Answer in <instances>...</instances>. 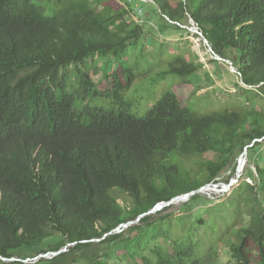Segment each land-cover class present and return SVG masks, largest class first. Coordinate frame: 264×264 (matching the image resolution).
I'll return each instance as SVG.
<instances>
[{"label":"trees","instance_id":"obj_1","mask_svg":"<svg viewBox=\"0 0 264 264\" xmlns=\"http://www.w3.org/2000/svg\"><path fill=\"white\" fill-rule=\"evenodd\" d=\"M152 5L174 25L190 19L216 57L228 60L232 53L242 84L256 88L244 90L249 102L264 96V0ZM127 14L113 0H0V257H32L69 244L67 252L35 264H77L73 251L94 240L116 241L120 234L114 230L129 221L126 216L133 220L216 182L237 149L253 153L264 146V110L208 111L197 104L199 96L183 105L172 86L163 84H190L201 63L178 54L160 68L140 70L139 63L124 61L141 30L129 28ZM95 57L105 67L116 65L109 89L93 81ZM149 73L164 89L138 117L130 112V89L142 88ZM98 99L114 106H99ZM207 152L215 159H203ZM257 162L248 180L231 190L232 226L216 227L208 257L228 247L235 264H251V243L257 264H264V163ZM139 220L147 224L149 215ZM128 229L133 233L135 227ZM145 232L148 255H131L142 264H204L190 233L173 238L162 227Z\"/></svg>","mask_w":264,"mask_h":264},{"label":"rangeland","instance_id":"obj_2","mask_svg":"<svg viewBox=\"0 0 264 264\" xmlns=\"http://www.w3.org/2000/svg\"><path fill=\"white\" fill-rule=\"evenodd\" d=\"M113 1L128 10L125 19L130 29L136 26L141 28L137 43L127 47L123 53L122 58L124 61L131 65L139 63L140 70L151 69L153 66L156 69V67L160 68L167 65L174 56L183 54L194 62L202 64L201 70L190 77V84H183L176 79H167L163 83L166 87L172 86L183 105H187L194 96H199L197 97V104L208 111L231 106L255 111L264 110V96L252 98L253 102L246 99L247 96L244 90L256 92V88L246 87L242 84L236 71L237 62L233 59V54H229L228 60L218 59L211 51L208 43L205 42L197 26L190 19L188 23L179 25H174L169 21L166 22L158 15L151 0L147 2L139 0ZM211 60H215L216 63H211ZM103 63V59L95 57V60L91 62L90 72H95L93 81L97 84V87L109 89L112 87L110 75L116 65L110 64L105 67ZM158 79L154 73H149L144 79L145 81L142 82V88H137L138 86L134 85L130 89V112L132 114L138 117L144 116L147 106L152 105L159 99L164 85ZM152 96L158 97L155 100H150L153 99ZM95 104L102 107L114 106L109 99H98ZM258 154L264 157V146L253 153L247 152L245 149L241 151L237 149L232 161L224 168L216 182L228 183L230 179L235 178V173H233L234 177L231 173L233 166L235 169L239 167L240 180L238 181L248 180L246 179L248 172L254 171ZM215 156L214 153L207 152L203 154L202 158L213 160ZM257 163L262 165L264 162L261 160ZM213 192L204 191L197 194L191 201H189V198L186 201L179 202L174 197L168 205L162 206L161 209L152 212L150 210L145 213L149 215L147 224L139 220L145 214H141L133 220H130V215H128L126 220L129 221L124 223L126 227L119 232V239L104 243H98V240H94L91 247L75 250L71 255L77 259V264H91L92 262L95 264L96 260L99 261L97 264H142L139 257L134 258L131 255L135 253L148 255L144 239V236L147 235L145 230L152 231L155 227H162L169 229L168 234L173 238L186 237L190 233L192 238L198 242L199 254L204 257V264H235L228 247H220L216 255L208 257V248L211 245H216V227L217 229H227L233 223L227 216L230 210L229 203L233 199L232 193L221 196L216 195L217 191L213 190ZM119 201L121 202V200ZM165 216H169V220L165 221L161 218ZM222 218H226V220ZM226 223L229 226H226ZM237 224L238 222H236ZM128 227H135L133 233L130 232ZM237 229V226L236 229H232V236ZM59 238L56 237L52 241L48 240L46 244L56 242ZM229 240L232 241L233 238L229 237ZM158 242L163 248H169L170 246V243L162 239H159ZM68 247V245H65L60 250L67 252ZM247 253L251 264H257V251L253 244L248 245ZM3 263L5 262H0V264ZM27 263L30 264L31 262Z\"/></svg>","mask_w":264,"mask_h":264},{"label":"built area","instance_id":"obj_3","mask_svg":"<svg viewBox=\"0 0 264 264\" xmlns=\"http://www.w3.org/2000/svg\"><path fill=\"white\" fill-rule=\"evenodd\" d=\"M139 1H146L147 2V1H150V0H139ZM234 173H235V178L230 179L228 183H218V182H216V183L215 182L208 183V184L200 187L199 189L193 191V195L194 194L203 193L204 191L211 192V191H209V189H213V190L217 191L216 195L224 196V195L229 194L231 192V190L233 189V187H235V185L237 184L238 180L240 179L239 167H237L235 169ZM232 177H234V174H233ZM213 193H215V192H213ZM183 195H185V194H183ZM183 195L177 196L175 198L176 201H177V199L179 200L178 197H181ZM188 199H186V200H188ZM125 227H126V224H120L118 227H116L114 232L115 233L116 232L119 233L123 229H125ZM67 245L70 246L69 244H67ZM62 252H64V250H60L59 249L57 251H47L45 253H40V254H37V255L32 256V257H30V256L22 257V258H20V257H11V258H2V257H0V259L3 262H20L22 264H25L27 262H31L30 264H35V263L39 262L41 259L51 260L54 257H56L58 254L62 253ZM27 264H29V263H27Z\"/></svg>","mask_w":264,"mask_h":264},{"label":"water","instance_id":"obj_4","mask_svg":"<svg viewBox=\"0 0 264 264\" xmlns=\"http://www.w3.org/2000/svg\"><path fill=\"white\" fill-rule=\"evenodd\" d=\"M201 34V33H200ZM205 42H207L206 40H205ZM218 59H220L221 60V58H219V57H217ZM223 60V59H222ZM193 195V192H190V193H186L185 195H183V196H181V197H178L179 198V200H186V199H188L189 197H191ZM170 202H167V203H163V204H160V205H158V206H155L153 209H151V212L152 211H155V210H159V209H161L162 208V206H166V205H168Z\"/></svg>","mask_w":264,"mask_h":264},{"label":"bare ground","instance_id":"obj_5","mask_svg":"<svg viewBox=\"0 0 264 264\" xmlns=\"http://www.w3.org/2000/svg\"><path fill=\"white\" fill-rule=\"evenodd\" d=\"M241 162H242V161H241ZM209 191L213 192V189H209ZM177 201L180 202V201H186V200H178V199H177ZM129 226H130V225H129Z\"/></svg>","mask_w":264,"mask_h":264},{"label":"clouds","instance_id":"obj_6","mask_svg":"<svg viewBox=\"0 0 264 264\" xmlns=\"http://www.w3.org/2000/svg\"><path fill=\"white\" fill-rule=\"evenodd\" d=\"M160 205V204H159ZM158 206V205H157Z\"/></svg>","mask_w":264,"mask_h":264}]
</instances>
